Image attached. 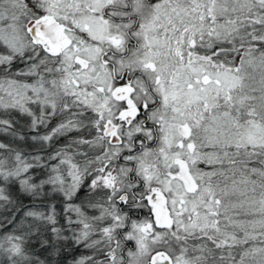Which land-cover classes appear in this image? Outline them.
I'll use <instances>...</instances> for the list:
<instances>
[{
	"label": "snow or ice",
	"instance_id": "1",
	"mask_svg": "<svg viewBox=\"0 0 264 264\" xmlns=\"http://www.w3.org/2000/svg\"><path fill=\"white\" fill-rule=\"evenodd\" d=\"M0 264H264V0H0Z\"/></svg>",
	"mask_w": 264,
	"mask_h": 264
}]
</instances>
